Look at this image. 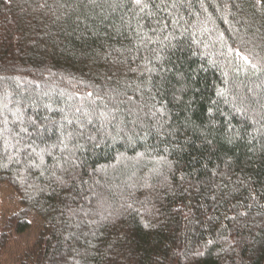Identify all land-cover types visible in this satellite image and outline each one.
Wrapping results in <instances>:
<instances>
[{"label": "trees", "instance_id": "trees-1", "mask_svg": "<svg viewBox=\"0 0 264 264\" xmlns=\"http://www.w3.org/2000/svg\"><path fill=\"white\" fill-rule=\"evenodd\" d=\"M3 184L20 264H264V0H0Z\"/></svg>", "mask_w": 264, "mask_h": 264}, {"label": "rangeland", "instance_id": "rangeland-1", "mask_svg": "<svg viewBox=\"0 0 264 264\" xmlns=\"http://www.w3.org/2000/svg\"><path fill=\"white\" fill-rule=\"evenodd\" d=\"M0 203L3 222L21 209L20 198L7 184L0 185ZM30 222L32 228L28 232L10 236L9 243L0 257V264H20L23 254L32 249L40 233L41 220L32 217Z\"/></svg>", "mask_w": 264, "mask_h": 264}, {"label": "snow or ice", "instance_id": "snow-or-ice-1", "mask_svg": "<svg viewBox=\"0 0 264 264\" xmlns=\"http://www.w3.org/2000/svg\"><path fill=\"white\" fill-rule=\"evenodd\" d=\"M134 2L137 4V5H140L141 4V0H134ZM131 139V138H130ZM72 167H78V165L75 163V161H73L72 162ZM67 171V170H66ZM73 178H75V177H73ZM58 179H60V182L62 183V184H66L67 182L66 181H64L63 179H61V178H58Z\"/></svg>", "mask_w": 264, "mask_h": 264}]
</instances>
